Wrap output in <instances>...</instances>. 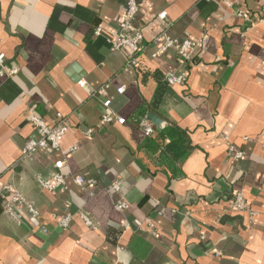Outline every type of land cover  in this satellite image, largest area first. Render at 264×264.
<instances>
[{"label":"crops","instance_id":"1","mask_svg":"<svg viewBox=\"0 0 264 264\" xmlns=\"http://www.w3.org/2000/svg\"><path fill=\"white\" fill-rule=\"evenodd\" d=\"M144 1L135 26L146 48L131 70V52L109 43L125 0H0V54L18 71L0 76V264H264V21L235 15L264 18V0ZM162 31L200 41L191 65L171 51L150 58ZM168 72L184 75L183 84L166 85ZM105 84L125 125L100 123L105 98L96 91ZM31 113L47 124L58 113L68 119L64 153L21 158L36 137ZM148 115L164 123L160 132ZM167 127L184 133L183 147L161 137ZM56 160L85 179L86 191L71 178L62 192L40 187ZM5 187L39 218L6 214ZM237 192L252 214L230 210ZM68 214L62 229L57 219Z\"/></svg>","mask_w":264,"mask_h":264},{"label":"built area","instance_id":"2","mask_svg":"<svg viewBox=\"0 0 264 264\" xmlns=\"http://www.w3.org/2000/svg\"><path fill=\"white\" fill-rule=\"evenodd\" d=\"M227 7H232L238 5V0H220ZM145 4L144 0H125L124 11L119 18L117 23V29L115 37L109 41L110 46L115 51H121L123 49H128L131 52V56L125 59V67L127 69L134 70L138 67V54L142 53L146 46L144 42V37L142 31L135 26V18L140 10ZM235 15L239 18H243L249 23L253 24L255 21L263 22L264 18L250 17L245 11L241 9L235 10ZM157 18L161 21L166 19V14L161 12L157 15ZM95 36L101 35V28H96L93 31ZM144 44V45H143ZM148 45L155 47V50L150 54L152 60H157L161 55L165 54L168 51H171L175 54L176 58L181 65H191L193 63L192 55L195 50L200 46V41H191V40H179L174 39L166 35L164 31L160 32L154 36ZM17 68L13 66H7L5 57L3 54H0V76L2 77H13L17 74ZM185 80L184 75H174L171 72L165 73L163 76V82L168 86H180ZM80 86L82 83H78ZM107 88L108 85L105 84L98 89L97 94L102 95L105 100L103 102L104 113L101 116L100 123L102 125L116 123L118 125H125L126 120L122 117L116 116L110 109L111 101L107 97ZM118 95H121L124 92L123 88H118L116 90ZM28 122L33 128V131L36 134L34 139H30L25 142L22 151L21 158H25L36 151H44L48 155H53L54 153H64L60 145L61 136L69 129V121L66 117L61 114H56L54 120L51 124H47L39 116L31 113L28 118ZM141 128L146 136L153 134L154 130L151 124L148 121H143L141 123ZM86 135L89 137L91 131H87ZM76 149L75 146L69 148L70 152H73ZM228 153L234 160L242 159L243 154L237 151L232 145H228ZM54 172L52 177L48 180H40L39 185L42 189L48 192H62L66 190V182L69 178L82 190L86 191L87 184L83 177L81 176H71L68 172L65 171V165L62 160H56L53 163ZM120 189L119 182L115 181L111 186V190L118 191ZM7 193V199L4 204V211L9 216L17 217L21 213H26L32 219L39 218V213L37 209L33 207L22 195L19 193L10 190L5 187L2 189ZM126 206L124 203L118 205V209H124ZM230 210L236 213H249L252 212L248 209L244 198L241 193H234L230 200ZM84 221L85 225L95 230L96 227L93 223L85 217L83 214L79 215ZM72 219V215H64L57 219V225L66 229L69 226V223ZM151 227V226H150ZM155 235V233H153ZM216 256L219 253H215Z\"/></svg>","mask_w":264,"mask_h":264},{"label":"trees","instance_id":"3","mask_svg":"<svg viewBox=\"0 0 264 264\" xmlns=\"http://www.w3.org/2000/svg\"><path fill=\"white\" fill-rule=\"evenodd\" d=\"M137 118H140V115L138 116H136ZM135 117V118H136ZM143 118V117H142ZM161 137H163V138H168L169 140H170V142H176V144H178V145H180V147H183V141H184V139H185V136H184V133H182L179 129H177V128H174V127H167V128H165L164 130H163V132L161 133ZM172 142V143H173ZM171 146V145H170ZM170 146H168V147H166V149L169 151V152H172L171 151V147ZM184 150V149H183ZM188 151H189V149L188 148H186V154H188ZM182 153H183V151H182ZM181 153V154H182ZM182 158L180 157V160H181Z\"/></svg>","mask_w":264,"mask_h":264},{"label":"water","instance_id":"4","mask_svg":"<svg viewBox=\"0 0 264 264\" xmlns=\"http://www.w3.org/2000/svg\"><path fill=\"white\" fill-rule=\"evenodd\" d=\"M147 120L157 128L158 132H160L161 129L163 128L164 123H162V121L157 117H154L153 115H148Z\"/></svg>","mask_w":264,"mask_h":264}]
</instances>
